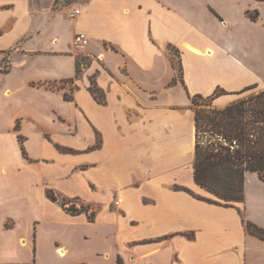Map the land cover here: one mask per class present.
Returning <instances> with one entry per match:
<instances>
[{
	"label": "crops",
	"instance_id": "1",
	"mask_svg": "<svg viewBox=\"0 0 264 264\" xmlns=\"http://www.w3.org/2000/svg\"><path fill=\"white\" fill-rule=\"evenodd\" d=\"M249 87L264 91V0H0V264H264L244 224L264 230L258 175L234 207L194 180L191 97L222 109Z\"/></svg>",
	"mask_w": 264,
	"mask_h": 264
},
{
	"label": "trees",
	"instance_id": "2",
	"mask_svg": "<svg viewBox=\"0 0 264 264\" xmlns=\"http://www.w3.org/2000/svg\"><path fill=\"white\" fill-rule=\"evenodd\" d=\"M250 18L255 19V15ZM1 71H5L3 67ZM252 90L253 87L246 88L245 96L222 109L212 107V96L197 94L190 99L195 111L196 128L194 180L198 187L213 197L197 198L209 204L234 207L243 203L246 173H256L264 183V91ZM89 91L101 101L100 93L93 84ZM65 99L68 97L65 96ZM201 134L211 136L214 142L204 143ZM233 141L237 147L231 148ZM46 195L51 201H58L53 192L47 191ZM60 204L71 214L86 211L83 207H68L64 200ZM244 224L250 235L264 240L262 228L245 220Z\"/></svg>",
	"mask_w": 264,
	"mask_h": 264
},
{
	"label": "rangeland",
	"instance_id": "3",
	"mask_svg": "<svg viewBox=\"0 0 264 264\" xmlns=\"http://www.w3.org/2000/svg\"><path fill=\"white\" fill-rule=\"evenodd\" d=\"M72 1L74 3H76V2L77 3H80V2L85 1V0H72ZM77 51L78 52H82L83 49L82 50H77ZM169 54H170L171 57H173V60L175 62V68H176L178 74H180V67H179L178 56H177L176 51L174 49H172V48H169ZM6 63H7V61H5V64H4L5 67L3 66V70H6L7 69V64ZM88 63H89V58L83 56L82 54H79V56H77V64H78V67H79V74H80V71H81V65L86 66ZM71 84L72 83H66L65 84V89H68L69 87H71L70 86ZM55 86H57V85H55ZM200 138H201V141H203L204 143L214 142V140L212 139V137L209 136V135H207V134H201L200 135ZM66 151H67V153L69 155H75V154H78L79 153L77 150H73V149H69V150H66ZM84 168H85V166H81V167L75 168L73 171L74 172H78L80 170H83ZM209 198H213V197L212 196H209ZM77 204H79V201L78 200L71 199V200L68 201L67 206L68 207L69 206H73V208H76L75 205H77ZM82 230H83V232L88 231L89 232V237H91L92 235H94V233L96 234L99 231L98 227H96V226L93 227V228H90V229L89 228L88 229L82 228Z\"/></svg>",
	"mask_w": 264,
	"mask_h": 264
},
{
	"label": "built area",
	"instance_id": "4",
	"mask_svg": "<svg viewBox=\"0 0 264 264\" xmlns=\"http://www.w3.org/2000/svg\"><path fill=\"white\" fill-rule=\"evenodd\" d=\"M79 13H80L79 8H74L68 13V17L70 19H74L79 15ZM87 44H88L87 37L80 35V34H75L73 38V47L75 50H82L87 46ZM234 147H237L235 141L231 143V148H234Z\"/></svg>",
	"mask_w": 264,
	"mask_h": 264
}]
</instances>
